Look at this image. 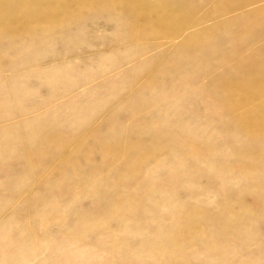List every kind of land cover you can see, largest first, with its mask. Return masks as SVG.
Returning a JSON list of instances; mask_svg holds the SVG:
<instances>
[{
  "label": "rangeland",
  "instance_id": "374dc122",
  "mask_svg": "<svg viewBox=\"0 0 264 264\" xmlns=\"http://www.w3.org/2000/svg\"><path fill=\"white\" fill-rule=\"evenodd\" d=\"M24 1L0 0V264H264V133L237 126L264 0Z\"/></svg>",
  "mask_w": 264,
  "mask_h": 264
},
{
  "label": "bare ground",
  "instance_id": "6f19581e",
  "mask_svg": "<svg viewBox=\"0 0 264 264\" xmlns=\"http://www.w3.org/2000/svg\"><path fill=\"white\" fill-rule=\"evenodd\" d=\"M18 1H20L19 3H22L23 2V0L21 1V0H18ZM18 1H17V3H18ZM26 1V0H25ZM24 1V2H25ZM32 1H34V0H32ZM89 0H49V2L47 3L48 4V6L46 7V12L48 11V12H51V13H53L52 15L54 16V15H59V14H69V13H71L73 10H75L76 9V7L79 9V7H81L83 4H85V3H87ZM103 1V0H102ZM118 2H121V3H123L122 5H121V7L123 6L124 7V3L126 4V5H129V6H131L132 8L134 7V6H136V4H138V0H117ZM13 2H15L16 3V0H13ZM28 2V1H27ZM14 3V5L15 6H18V4L16 5ZM37 2H34V4H33V2H30V4H33V6L34 5H36L37 6V4H36ZM46 3V2H45ZM89 3V2H88ZM91 3H93V2H91ZM3 4H5V3H3ZM27 4V3H26ZM42 4V3H41ZM90 4V3H89ZM88 4V5H89ZM6 5V7H7V10H8V7H9V5L10 4H5ZM8 5V6H7ZM13 5V4H12ZM14 5H13V7L12 8H10V9H13L14 8ZM43 5V4H42ZM120 5H119V7H120ZM27 6V5H26ZM32 6V7H33ZM94 6V5H93ZM139 6V5H138ZM141 6V5H140ZM149 6V5H148ZM147 6V7H148ZM19 7V6H18ZM22 6H21V4H20V8H21ZM30 7V5L28 4V6H27V8H29ZM83 7V6H82ZM86 7V6H85ZM91 7V6H90ZM116 7H117V5H116ZM120 7V8H121ZM122 7V8H123ZM137 7V6H136ZM135 7V8H136ZM150 7V6H149ZM17 9V10H21V9ZM35 8H37V7H35ZM122 8H121V11H122ZM124 8H127V7H124ZM131 8V9H132ZM31 9V8H30ZM146 9V8H145ZM165 9V8H164ZM15 10H16V8H15ZM16 10V11H17ZM25 10H27L26 8H25ZM24 9L22 10V12H20L19 11V14L21 13V15H23V13L24 14H26L27 12L25 11ZM29 10V9H28ZM31 10H33V9H31ZM30 10V11H31ZM35 10V9H34ZM41 10V9H40ZM129 10H130V7H129ZM133 10V9H132ZM137 11H138V9H136ZM162 10H163V8H162ZM162 10L160 9V11L162 12ZM4 10H2V8H0V27L2 26V25H4V23H5V21L6 20H10V16L8 17V16H6V15H8L9 14V12H11L12 14H14L13 13V11H9L8 12V14L6 13L4 16H6L8 19H4V17H3V14L5 13V12H7L6 10H5V12H3ZM16 11H15V14H16ZM26 13H25V12ZM30 11L28 12V14L30 13ZM38 10H36V12H37ZM76 11V10H75ZM78 11V10H77ZM128 11V10H127ZM143 11H145V10H143ZM142 11V12H143ZM166 11V9L164 10V12ZM18 12V11H17ZM35 12V11H34ZM40 12V11H39ZM160 12V13H161ZM44 13H45V11H44ZM44 13H43V15H44ZM121 13V12H120ZM136 13V12H135ZM151 13V12H150ZM149 13V14H150ZM15 14H14V16H15ZM18 14V13H17ZM140 14H142V13H140ZM143 14H145V13H143ZM163 14V13H162ZM32 15V14H31ZM37 15H38V13H37ZM117 15V14H116ZM13 16V15H12ZM27 16V15H26ZM26 16H22V18L23 17H26ZM64 16V15H63ZM72 16V15H71ZM124 16V15H123ZM144 17H145V15H143ZM5 17V18H6ZM16 17V16H15ZM17 17H18V15H17ZM16 17V18H17ZM29 17V16H28ZM33 17H34V15H33ZM136 17H137V15H136ZM135 17V18H136ZM164 17H166L165 15H164ZM19 18V17H18ZM134 18V19H135ZM20 19V18H19ZM42 19V18H41ZM46 19V18H45ZM133 19V20H134ZM22 20V19H21ZM31 20H33V19H31ZM68 20V19H67ZM15 21V20H14ZM25 21H26V19H25ZM52 21V20H51ZM50 21V22H51ZM54 21V20H53ZM36 22H38V21H36ZM40 22V21H39ZM54 22H56V21H54ZM6 23H8V22H6ZM14 23V22H13ZM21 23H23V22H21ZM31 23H33V21L31 22ZM57 23V22H56ZM171 23H172V21H171ZM10 24V23H9ZM54 24V23H53ZM52 24V25H53ZM6 25V24H5ZM11 25V24H10ZM57 25V24H56ZM170 25V24H169ZM172 25V24H171ZM9 26V25H8ZM12 27V26H11ZM28 28H30V27H28ZM171 28V27H170ZM175 28H176V26H175ZM10 29V28H9ZM13 29V28H12ZM14 30V29H13ZM28 30V29H27ZM49 30H50V28H49ZM7 31V30H6ZM11 31V30H10ZM15 31V30H14ZM9 32V31H8ZM18 33V32H17ZM11 34V33H10ZM193 46V45H192ZM252 73H254V72H252ZM257 73V72H256ZM257 75H259V73H257V74H254L253 75V77L248 81V83L246 84V85H238L237 83H230L228 86V88H229V90H231V91H235V93L234 94H238V97L237 98H239V99H244V100H247L251 95H253L252 93H254V94H259V92L261 91V89H263V86H262V82H261V79L262 78H259V80L257 79ZM263 75V74H262ZM261 75V76H262ZM248 76V75H247ZM260 76V77H261ZM236 94V95H237ZM232 103H234V102H232ZM250 112V111H249ZM258 113V114H257ZM260 114V115H259ZM262 117H264V104L263 105H261L260 107H258L257 108V110L255 111V113H253L252 112V114H250V115H248V116H244V117H242L241 119H239L237 122H238V125L236 124V122H235V124L237 125V126H239V133H240V130H242L243 132H245V133H248V134H255V133H264V120H263V118ZM238 129V128H237ZM259 148H260V146H259ZM142 158V157H141ZM250 158L251 159H254V160H256V161H259L260 159H261V157L260 156H252V155H250ZM249 171V170H248ZM247 172V171H246ZM250 172V171H249ZM174 205V204H173ZM176 206L177 205H175V207L174 206H172L173 208H176ZM180 208V207H179ZM172 211V210H171ZM175 211V213H178V212H176L177 210H173V212ZM170 212V211H169ZM189 212V216L188 215H186V219H188L189 218V220L187 221V224H189L188 226H189V228L191 229V227L194 225V223L195 222H203V215L201 214V213H199V212H197V211H193V210H189V211H187L186 213H188ZM180 214H181V212H179ZM170 214H172L173 216L174 215H176V214H174V213H172V212H170ZM169 214V215H170ZM171 215V216H172ZM184 217H185V215H184ZM169 218V217H168ZM173 218V217H172ZM236 218V217H235ZM219 242H221V241H219ZM217 245V244H216ZM204 250V249H203Z\"/></svg>",
  "mask_w": 264,
  "mask_h": 264
}]
</instances>
